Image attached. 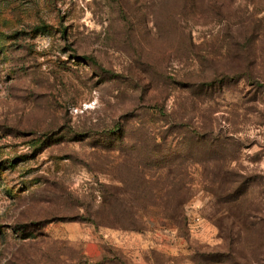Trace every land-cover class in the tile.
<instances>
[{
  "label": "rangeland",
  "instance_id": "374dc122",
  "mask_svg": "<svg viewBox=\"0 0 264 264\" xmlns=\"http://www.w3.org/2000/svg\"><path fill=\"white\" fill-rule=\"evenodd\" d=\"M0 264H264V0H0Z\"/></svg>",
  "mask_w": 264,
  "mask_h": 264
},
{
  "label": "trees",
  "instance_id": "16d2710c",
  "mask_svg": "<svg viewBox=\"0 0 264 264\" xmlns=\"http://www.w3.org/2000/svg\"><path fill=\"white\" fill-rule=\"evenodd\" d=\"M41 26H38L37 28L39 29ZM232 191L231 192H229V194H228V196H230V197H232Z\"/></svg>",
  "mask_w": 264,
  "mask_h": 264
}]
</instances>
